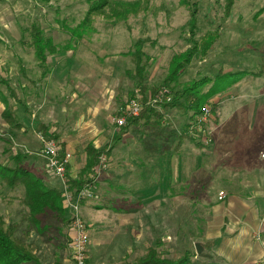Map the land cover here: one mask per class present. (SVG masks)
Instances as JSON below:
<instances>
[{
  "label": "rangeland",
  "instance_id": "rangeland-1",
  "mask_svg": "<svg viewBox=\"0 0 264 264\" xmlns=\"http://www.w3.org/2000/svg\"><path fill=\"white\" fill-rule=\"evenodd\" d=\"M107 1L89 13L87 0H0V89L21 125L16 129L3 121L5 107L0 101V164L35 170L56 180L59 188H52L62 192L60 181L49 173L41 156L38 133L47 136L53 131L54 138L72 127L67 118L61 119L63 108L70 117L109 104L117 118L132 103L141 109L148 106L160 114L153 119L156 125L111 127L107 135L113 131L115 137L104 146L108 164L101 176L112 165L113 148L124 145L119 152L131 149L135 155L148 153L147 147L161 149L168 164V205L162 210L152 205L144 213L157 225L159 221L161 229L165 224L169 234H174L176 224L177 236L162 243L165 247L152 242L150 248L173 260L191 250L196 255L192 264H216L209 240L220 233L226 203L245 201L257 207L253 219L257 236L264 237V76L258 77L264 65V0H191L196 9L193 31L190 9L182 0ZM84 21L85 32L78 38L75 32ZM34 26L56 48L54 54H47L44 66L35 57ZM208 39L214 41L205 55L192 57L176 82L167 81L172 58L194 44L200 49ZM139 40L144 41L148 60L142 83L146 94L128 54ZM221 76L223 85L233 84L203 102L198 113L185 98L180 101L185 108L162 109L174 94L203 80L201 93L206 96L219 86ZM181 135L192 141L184 140L176 149ZM151 173L153 179L157 177ZM221 192L226 194L222 201ZM6 198L0 196V212L10 223L20 207ZM65 220L64 224L47 220L41 233L29 223L19 227V233L28 231V239L34 235L36 244L42 235L48 251L58 253L59 264H72L67 212ZM196 244L202 247L200 254Z\"/></svg>",
  "mask_w": 264,
  "mask_h": 264
},
{
  "label": "crops",
  "instance_id": "crops-1",
  "mask_svg": "<svg viewBox=\"0 0 264 264\" xmlns=\"http://www.w3.org/2000/svg\"><path fill=\"white\" fill-rule=\"evenodd\" d=\"M111 110L108 104L93 110L87 108L69 117L68 109L63 108L61 119L67 118L66 121L73 125L64 128L61 135L57 133L55 127H52V130L59 136L63 150L72 154L67 169L69 179L79 180L82 176V170L87 162L88 145L91 144L95 149L101 150L113 136V131L107 135L115 125L113 123L115 117ZM154 123L157 124L152 119V122L148 121L143 125L146 127ZM47 133L54 134L53 131ZM139 141L143 144L144 137H140ZM121 149L124 151V145L112 149L110 156L112 165L97 181L94 198L83 201L80 206L81 216L89 231L87 264H119L122 261H132L146 255L152 242L161 243L159 246L165 247L166 245L162 243L170 241L172 235L177 236L176 224L174 234H169L165 224L162 223L161 229L159 221L157 225L149 213H144L152 205L158 210L167 208L166 153L162 154L161 149L152 150L147 147L148 153L140 152L135 155L131 153V149L126 153L119 152ZM152 161L154 165L150 164ZM31 172L34 173L35 170ZM151 172L157 177L153 179ZM38 177L47 186L50 184L51 188L54 186L59 188L56 180L47 179L43 174ZM0 190L2 199L7 197V201L17 202V206L20 207L10 223H17L19 227L27 226L29 224L26 220L27 209L22 203L23 190L12 191L2 185ZM255 205L257 203L253 204ZM256 208L245 201L228 202L224 205L219 235L211 240L205 238L206 241H212L214 258L218 261L216 264H264V237L263 234L262 237L257 236L258 226L255 218L253 219ZM19 231L16 236L21 237L23 231L20 233ZM39 236L41 238L37 239V244L34 235H30L28 239L36 246L38 263L23 264H59L58 253L51 249L48 251V245L44 244L45 238ZM42 248L47 251L41 250Z\"/></svg>",
  "mask_w": 264,
  "mask_h": 264
},
{
  "label": "trees",
  "instance_id": "trees-1",
  "mask_svg": "<svg viewBox=\"0 0 264 264\" xmlns=\"http://www.w3.org/2000/svg\"><path fill=\"white\" fill-rule=\"evenodd\" d=\"M91 5L89 13L100 10L105 6L107 0H87ZM182 4L186 5L190 9V21L189 25L191 30L195 28L196 25V9L191 0H182ZM85 21L80 24L75 32L78 38L83 35V27ZM214 39H208L201 46L200 49L196 44L192 45L187 51L176 55L172 58L169 67V73L167 81L176 82L179 74L189 63L192 57L198 55H205L209 46L212 44ZM32 44L34 47L35 57L39 64L45 65L47 54H54L56 48L52 41L47 38H43L42 32L33 27L32 31ZM144 41L139 40L134 46V50L129 52V56L132 58L135 65V76L138 80V85H141V89L146 94V89L142 85L144 69L146 68L148 61L144 53ZM145 61V63H142ZM244 74L241 75V77ZM224 76V75H222ZM222 76L218 79V87L210 91L205 95L201 93V86L206 80L201 81L192 86H188L186 89L179 91L178 94H174V98L171 103L164 104L162 109L164 111L170 108H185L181 105L180 101L182 98L186 100L184 102L191 103L190 108L194 113H198L207 99L214 95L217 91H221L224 88L230 87L232 84L223 85ZM264 76V65L261 68L258 77ZM217 83V82H216ZM156 93V92H155ZM154 93V94H155ZM13 94V93H11ZM143 102L147 104L146 96L143 95ZM153 96V93L151 94ZM0 101L4 105V111L2 112L3 121L9 126L20 129L21 125L16 122L13 117V113L7 102L6 97L3 95L0 89ZM144 106V105H143ZM160 114L158 111L150 109L148 106H144L138 117L129 119L128 127L137 125L140 122L147 123L152 122V119L159 118ZM56 140H59V136H54ZM184 140H191L185 135L179 137V141L176 145V149H180ZM195 145L201 147V145L196 142ZM64 149L63 145L61 146ZM87 162L82 170V176L79 180H71L68 182V188L70 191L75 192L78 190L82 184L84 178L87 174L91 173L98 163V159L101 155L106 154L105 149L97 150L93 145H88L86 148ZM0 184L2 186H7L10 189L16 190L20 188L23 190L22 203L28 209L26 213V220L31 226H34L38 232H42L46 229V221L54 220L58 223H66L65 215L66 211L62 204V192L47 186L42 179H40L36 174L27 170L26 168L16 165L14 167H8L0 164ZM17 223H7L5 218L0 212V264H23V263H38V258L36 256V246L28 242V231L24 232L21 237L16 236L19 230ZM196 256L193 251L187 250L185 254L179 259L173 260L163 257L155 248H150L146 253L144 258H136L132 261H122L119 264H192L191 257Z\"/></svg>",
  "mask_w": 264,
  "mask_h": 264
},
{
  "label": "built area",
  "instance_id": "built-area-1",
  "mask_svg": "<svg viewBox=\"0 0 264 264\" xmlns=\"http://www.w3.org/2000/svg\"><path fill=\"white\" fill-rule=\"evenodd\" d=\"M141 106L132 103L121 117L114 118L113 123L118 127L127 125L128 119L139 116ZM41 132L38 137L41 140V156L45 160L46 167L54 178L60 181L62 187V204L68 214L70 223L69 255L72 264H87L89 248L88 226L81 216L80 205L84 200H91L94 197L95 185L103 171L106 170L108 159L105 154L101 155L98 163L91 173L84 178L77 191L72 192L68 188L70 179L67 176V169L72 159V154L62 150V143L52 138V135ZM226 194L219 193V200H224Z\"/></svg>",
  "mask_w": 264,
  "mask_h": 264
},
{
  "label": "water",
  "instance_id": "water-1",
  "mask_svg": "<svg viewBox=\"0 0 264 264\" xmlns=\"http://www.w3.org/2000/svg\"><path fill=\"white\" fill-rule=\"evenodd\" d=\"M195 251H196V254H200L202 252V247L199 244H196Z\"/></svg>",
  "mask_w": 264,
  "mask_h": 264
}]
</instances>
